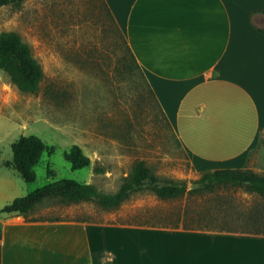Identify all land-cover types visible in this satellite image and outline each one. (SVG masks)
<instances>
[{"label":"rangeland","instance_id":"1","mask_svg":"<svg viewBox=\"0 0 264 264\" xmlns=\"http://www.w3.org/2000/svg\"><path fill=\"white\" fill-rule=\"evenodd\" d=\"M6 33H15L29 47L43 78L36 93H23L0 71V209L60 179L115 192L139 160L160 179L184 181L187 190L199 186L203 172L193 167L129 59L102 0H23L19 7L3 6L0 35ZM30 135L54 151L42 154L33 168L35 180L25 182L7 164L13 159L11 145ZM74 145L89 157L87 167L74 170L64 158ZM254 211L264 218V199L217 185L170 200L141 190L109 210L93 202L47 201L27 219L84 220L94 234L131 227L264 230L249 223ZM7 215L0 213V222Z\"/></svg>","mask_w":264,"mask_h":264},{"label":"crops","instance_id":"2","mask_svg":"<svg viewBox=\"0 0 264 264\" xmlns=\"http://www.w3.org/2000/svg\"><path fill=\"white\" fill-rule=\"evenodd\" d=\"M102 1L193 167L264 175V27L253 21L264 0ZM0 229V264H264V233L249 230L94 234L84 220L21 215Z\"/></svg>","mask_w":264,"mask_h":264},{"label":"trees","instance_id":"3","mask_svg":"<svg viewBox=\"0 0 264 264\" xmlns=\"http://www.w3.org/2000/svg\"><path fill=\"white\" fill-rule=\"evenodd\" d=\"M22 2L23 0H0V8L6 5L19 7ZM103 4L108 15L113 20L106 4L104 2ZM259 30L264 32V29ZM120 35L125 42L129 59L132 60L133 65L143 76L122 33ZM0 71L5 72L10 81L23 93H36L39 88V83L43 78L41 67L32 57L29 47L15 33L0 35ZM149 91L153 95L150 88ZM162 115L164 116L163 112ZM11 149L13 159L7 166H13L25 182H33L35 180L33 168L38 164L42 154L45 151L48 153L54 151V147L45 145L34 135L20 136L11 145ZM64 158L74 170L85 168L90 164L89 157L76 145L64 152ZM95 172H101V170L95 168ZM197 183L199 184L197 188L187 190V185L184 181L160 179L151 173L145 161L139 160L135 163L130 175L115 192L105 193L97 189L93 184L82 183L72 179H60L50 182L23 197L15 198L10 203L4 205L0 209V213L21 215L28 218L38 205L47 201L65 205L93 202L99 208L109 210L118 207L132 194L141 190L151 192L158 199L170 200L180 198L186 194L210 192L217 185L239 187L245 192L255 193L264 199V175L257 174L249 169H217L206 171L202 173ZM254 214L256 215L255 218L248 216V219L251 220V225L264 226V218L261 217L262 215L258 211H254L250 215L252 216ZM249 231L264 233V230L257 229Z\"/></svg>","mask_w":264,"mask_h":264},{"label":"water","instance_id":"4","mask_svg":"<svg viewBox=\"0 0 264 264\" xmlns=\"http://www.w3.org/2000/svg\"><path fill=\"white\" fill-rule=\"evenodd\" d=\"M254 23L258 26V27H264V15L262 14H257L254 19H253ZM190 188V187H189ZM188 188V190H189Z\"/></svg>","mask_w":264,"mask_h":264}]
</instances>
